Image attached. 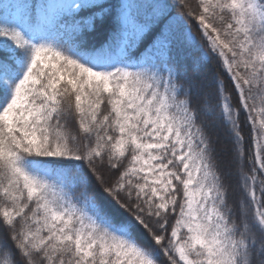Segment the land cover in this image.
Returning a JSON list of instances; mask_svg holds the SVG:
<instances>
[{
	"label": "snow or ice",
	"instance_id": "1",
	"mask_svg": "<svg viewBox=\"0 0 264 264\" xmlns=\"http://www.w3.org/2000/svg\"><path fill=\"white\" fill-rule=\"evenodd\" d=\"M0 264H264V0H0Z\"/></svg>",
	"mask_w": 264,
	"mask_h": 264
},
{
	"label": "trees",
	"instance_id": "2",
	"mask_svg": "<svg viewBox=\"0 0 264 264\" xmlns=\"http://www.w3.org/2000/svg\"><path fill=\"white\" fill-rule=\"evenodd\" d=\"M193 31H195V29H193ZM95 40L99 43L102 40V37H96ZM209 84H211V79H209Z\"/></svg>",
	"mask_w": 264,
	"mask_h": 264
}]
</instances>
